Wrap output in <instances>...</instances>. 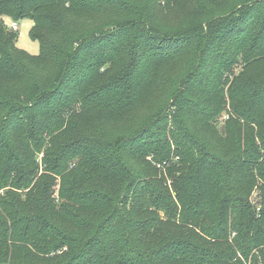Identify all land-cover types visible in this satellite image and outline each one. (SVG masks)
Returning <instances> with one entry per match:
<instances>
[{
  "label": "trees",
  "instance_id": "1",
  "mask_svg": "<svg viewBox=\"0 0 264 264\" xmlns=\"http://www.w3.org/2000/svg\"><path fill=\"white\" fill-rule=\"evenodd\" d=\"M0 264H264V0H0Z\"/></svg>",
  "mask_w": 264,
  "mask_h": 264
},
{
  "label": "rangeland",
  "instance_id": "2",
  "mask_svg": "<svg viewBox=\"0 0 264 264\" xmlns=\"http://www.w3.org/2000/svg\"><path fill=\"white\" fill-rule=\"evenodd\" d=\"M6 24H11L13 20L10 17H5L4 18ZM18 29L16 30L17 33V46L22 49L27 51L30 54L33 55H39L41 53V44L38 40H35L31 36V29L33 27L34 21L31 18H24L21 20H18ZM43 156L44 152H41L38 154L37 162L39 164V171L37 175L35 176V180L39 178L41 175L45 174L47 171L46 166L44 165L43 162ZM151 158V157H150ZM171 161H176L180 160V156L178 155H173L170 159ZM168 161V165L166 162L164 163H159L158 166L161 168L162 173L167 175L168 173V167L170 165L171 161ZM172 180L173 178H166V181L170 187H172ZM56 187L59 189V183L56 185ZM250 200L253 202V204L261 205L262 203V197L260 194V190L258 188H255L251 194Z\"/></svg>",
  "mask_w": 264,
  "mask_h": 264
},
{
  "label": "built area",
  "instance_id": "3",
  "mask_svg": "<svg viewBox=\"0 0 264 264\" xmlns=\"http://www.w3.org/2000/svg\"><path fill=\"white\" fill-rule=\"evenodd\" d=\"M17 22L18 21H13L11 24H8V25L6 24V25L9 29L16 31L19 27Z\"/></svg>",
  "mask_w": 264,
  "mask_h": 264
}]
</instances>
